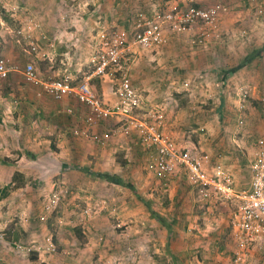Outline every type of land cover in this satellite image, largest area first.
Segmentation results:
<instances>
[{"label":"crops","instance_id":"crops-1","mask_svg":"<svg viewBox=\"0 0 264 264\" xmlns=\"http://www.w3.org/2000/svg\"><path fill=\"white\" fill-rule=\"evenodd\" d=\"M21 2L23 6H20ZM219 2L230 7L228 12L221 13L216 29L219 38L215 36L203 44H192L191 40L201 34L196 29L170 35L166 43L143 51L149 53L146 61L155 64L174 60L173 56L183 52L187 56V67L196 66V71L204 70V74H201L206 75L207 80L214 74L215 82L222 92L229 91L233 83H239V87L232 92V95H235L233 100L220 95L214 119L221 123L220 128L223 126L237 131L243 130L242 136L231 137L229 140L225 137L213 139L208 136L216 141V145L221 144V148L223 143L225 146L234 147L230 152L226 148L216 151L209 148L204 151L201 147L202 151L196 148L190 132L186 131L192 126L182 123L177 116L173 117V113L166 116L162 126L164 132L180 145L192 146L198 152L210 156L212 162L207 165V169L211 175L216 176L215 163L222 162L224 169L234 176V190H239L248 187L251 181V161L257 152L258 140L264 137V0H0V7L4 6L10 12L12 20H19L18 26L21 25L16 30L24 25H34L33 22L38 25L33 31V41L38 51L32 52L27 46L17 42L16 30L13 31L14 39L9 40L7 31L12 32V28L7 19L0 15V56H6L4 52L15 47V43L29 54L27 63H39L37 70L41 78L70 76L74 82H79L90 76L91 86L107 104H113L117 101L116 88L109 83V76L94 74L91 63L112 26L133 31L139 12L151 16L159 10H182L190 5L205 7ZM2 13L3 9L0 14ZM138 49L134 48L133 52H140ZM258 54L259 56H256ZM24 70L25 67H16L5 80L0 81V197L5 199L11 195L10 198H13L16 193L26 192V195L20 198L21 208L19 205L16 208L9 205L4 211L1 206L5 205H1L0 200V226L8 233L5 239L0 240V257L3 258L0 264H10V261L11 264L21 263L17 259L18 254L23 256L24 253L16 249V242L32 244L52 240L56 243L60 255H64L63 253L71 252L72 239L88 240L92 217L85 220L84 225H76V220L63 219V216L59 218L57 215L53 217L58 218L55 219L57 221H41L40 215L44 211L46 198L42 199V196H46V192L52 191L54 186H58L57 190L62 187L71 188L72 182L83 180L79 178L81 175L88 178L90 187L93 180H96L95 183L126 185L113 182L111 178H101L100 176L106 177L108 174L110 175L107 177L121 175L112 173L111 170L97 169L96 162H104L109 156L116 160L114 152L121 151L126 157L123 166L130 171L135 169L131 166H136L140 158H144L148 163L150 153L154 152L139 143V135L135 129L130 136L114 133L113 130L121 124L118 117L98 119L93 108L81 103L74 95L66 96L62 100L55 99L40 84L27 81ZM138 72L132 80L142 90H146L147 96L141 94L143 103L137 116L148 118L149 112L159 110L146 106L152 102L155 94L153 82L150 80L162 79L161 72L149 71L151 75H146L145 72H140V68ZM172 74L174 75L173 72ZM188 74L191 73L188 71ZM255 74L259 76L260 81L255 79L258 84L255 82L253 88L249 81L248 84H242L254 78ZM242 86H248L250 89L247 96L238 94ZM255 98L260 101L254 102L252 99ZM227 101H230L231 106ZM207 115L197 120L195 126L201 130L210 128ZM240 119L243 120L242 125L239 123ZM113 121L117 125L110 129L107 123ZM83 130L101 135L103 141H93L82 134ZM202 133L209 135L205 130ZM233 144L244 147L237 148ZM218 154H222L221 159ZM247 163L250 177L246 186L241 187L242 183L238 181L237 174L244 172V165ZM17 175H22L23 179L19 180L21 176ZM51 177L55 179L46 182V178ZM157 179L162 184L149 185V190H155L156 197L162 194L164 200L147 201V205L151 202V207H148L149 212L145 219L151 222V228L154 230L150 245L146 243L148 238H145L144 244L151 248L154 244V249L152 260L145 263L161 264L162 253L168 258V264H188V258L193 255L206 260L225 255L228 246L234 251L230 219L236 205L232 199L225 193L215 191L209 197H204L200 188L188 181V175L182 169L169 182H163L158 177ZM55 180H58L56 185ZM91 188L94 189V186ZM62 190L60 189V192ZM38 192L39 195L34 197ZM155 203L171 210L161 213L153 207ZM18 210H21L22 215L18 214ZM15 215L20 216L21 221ZM130 215L120 222L129 226L130 222H136L137 225L139 217L136 211L133 218L129 217ZM140 218L142 219L141 215ZM204 224L206 228L199 229V232L195 230L198 234L194 237L181 230L182 226L189 228ZM69 232L71 237L66 235ZM143 236L140 234L134 238L142 240ZM155 240L162 242L165 248L157 247L160 244ZM91 244L93 243L90 242ZM144 244L139 245L143 248ZM79 245L78 249L83 255L87 252V248L82 250V245H86V242ZM89 249L93 248L90 246ZM36 255L33 254L32 257ZM36 260L38 261V255ZM30 262L33 260L30 259ZM119 263L125 264V261L116 264ZM140 263L143 264L144 261Z\"/></svg>","mask_w":264,"mask_h":264},{"label":"rangeland","instance_id":"rangeland-1","mask_svg":"<svg viewBox=\"0 0 264 264\" xmlns=\"http://www.w3.org/2000/svg\"><path fill=\"white\" fill-rule=\"evenodd\" d=\"M20 6H23L22 2ZM2 9L4 13L0 15L3 16V18L7 19L10 27L12 28V32L10 30L7 31V35L9 37V40H13V31L16 30V28L21 24L18 26L19 20H12L9 14L10 12L7 11L4 6L0 7V12ZM132 33L133 31L131 32V34ZM14 46L15 47L13 48L7 49L4 52V55H6V57L9 58L10 61L14 65H16V67H26L27 61L29 60V54L27 55V52L23 47H18L15 43ZM138 50L141 52V54H139L140 52H131L127 54V61L124 64L125 69L132 76V79H134L133 77L137 76V73L139 74V68L140 72H145L146 75H151L149 71L155 72L158 70L159 72H161L160 75L162 77V79L150 80L151 82H153L152 85L155 94L153 96V99H151L152 102L148 103L146 108L148 107L151 109H159V111L164 114V120L166 119V116L168 117L173 113V117L177 116V118L182 121V123L191 125L192 128L189 127V129L186 131L188 133L190 132L192 140L195 141L194 145L196 146V148H200L201 150L202 148L203 150L209 148V150L212 151L224 148H226L227 151L234 149V147L231 148L229 145L225 146L224 143L222 144L221 148V144L216 145V141H213V139L216 137H225L226 140H229L231 137L237 138L236 136L238 135L242 136L243 130L237 131L234 128L223 126L222 128H220L221 123L219 124V121H215L214 114L215 109L219 104L220 95L223 94L225 98H227L226 96H228L231 98V100H233L235 95H232V92L235 91L237 87H239V83H233L231 87H229V91L222 92V90L220 89L221 87H219L215 82L216 80L214 74L211 76V79L209 78L207 80L206 75H203L204 70H202V72L199 69L196 71V66H192L191 68L187 67L188 64H185L187 56L183 54V52L180 51L178 55L176 54L175 56H173L174 60H166V62H164L163 64H155L148 63L146 61L149 53H144L145 51H143L142 49ZM91 63L93 65V62ZM34 65L39 70V63L36 62V64ZM223 66L224 64L222 65V67ZM188 71L191 73L190 75L188 74ZM172 72L174 73V75L172 74ZM118 77L119 71H114L112 75H109L108 81L114 88L117 87L119 81ZM255 79L257 81H260L259 76L255 74L254 78L246 80V82H242V84L249 81V84L253 88V86H255V82L256 84H258ZM150 81H148V83ZM133 83L138 88L141 94L144 93V95L147 96V92H145L146 90H142V88H140L134 82V80ZM258 99L259 98H255L252 100L254 102L260 101ZM227 103L231 106L230 101H227ZM205 114H208L207 118L209 120L210 128L204 130L208 131L209 135H205L204 133H202L204 132V130H201L197 126H195L196 121L204 118ZM107 124L108 127H111L110 129L115 128V126L117 125L114 123V121ZM107 132L108 134H110L109 131ZM208 136L210 138L212 137L213 139L211 140ZM234 145L237 148L244 147L242 145L238 146L237 144H233V146ZM114 154L116 156V160L112 159V157L109 156V159L104 160V162H102L101 160L100 162H96V167L100 170H111L112 173L120 174L122 179H124L125 181L123 182V184L126 185H113V183L107 184L106 182L95 183L96 180H93V182L91 183V187L94 186L93 189L90 187V183L88 184V178H85L86 176L81 175L79 176V178H82L85 183L83 180H80V182L83 181L81 183L72 182V184H70L71 188L66 189L62 187L59 188V190H57L58 186H54V188H52V191L49 190L48 192H46V196L42 194V199L46 197L44 200L45 203L51 199V196L55 191L60 192V189H63L62 192H60L61 199L58 206L54 209L53 212L46 213V218L44 220L40 219L41 221H54L55 219L58 220V218H56L57 216H59V218H62L63 216V219L76 220V225H84L85 220H89L90 217H92L93 219L91 220L93 222L91 226L90 238L88 240H83L80 237V240L72 239L73 243L71 246L72 249H70L71 252L63 253L64 255H60V253L58 252V247L55 243L57 247L56 251L41 256V258L45 260L46 264H90V262L93 264H116L120 261H125V264H141L140 262L144 261L143 264H147L145 262H150L152 260V249H154V244L151 248L144 243L146 242L145 238H148L146 243L150 245V242L152 240L151 235L153 234L154 228H151V222L149 220H146L145 216H147V212H149L147 201H152L153 199H155V202L156 200L161 202L164 200L162 194L160 196L157 195L156 197L155 190L154 192L149 190V185H159L162 184V182H160L157 177H155L154 174L148 170L147 163L145 162L144 158L138 159L136 166H131L135 169H131L130 171L128 169L127 171L126 167L123 166V161L126 158L124 156L125 153L120 151L114 152ZM247 165L248 163L244 165L245 169L242 174H237L238 181L242 183L241 187L246 186V183L248 182L250 177ZM33 177L36 178L35 176ZM52 179L55 178H46V182ZM57 182L58 180H55V185ZM25 195L26 192L24 193L21 191L14 194L13 198H10L11 195L5 199L0 197L2 203L1 205H5L1 206V208H3L4 211L9 205H11L13 208H16V206L19 205V207L21 208L22 202L20 198H23ZM38 195L39 192L35 193L34 197H37ZM153 207H155V210H160L161 213H166L171 210L168 207H161L160 203H155ZM65 209H67L66 212H64ZM58 210H60L59 213L57 212ZM134 211H136V215H138L139 217L137 225L136 222H130L132 226L131 227L129 226V224H122L120 222L121 219L127 218L129 214H131L129 217L133 218ZM138 211L141 212L139 213ZM44 213L45 212L43 211L42 214ZM18 214L22 215L21 210H18ZM140 215L142 216V219L140 218ZM54 216L56 217L53 218ZM15 217L19 218L21 221L20 216L15 215ZM134 228H136L137 230H134ZM204 228H206V224L193 225L189 226V228L182 226L181 230L183 231V233L193 235L194 237L195 234H198L195 230H198L199 232V229L203 230ZM0 230L4 231L5 239L6 234L8 235V233H6V229L0 226ZM96 230H99V232ZM140 234L144 235L142 237V240H135L134 237ZM66 235L68 237H71L70 232ZM233 240V250H236L240 247V244L236 242L234 237ZM84 242H86V245H82V250H85L84 248H87V252L83 253L82 255V251H80L78 248L80 247L79 243L84 244ZM90 242H92L93 244L90 245ZM156 242L157 244H160V246L157 247L162 249L165 248V246L162 245V242H160L159 240ZM140 243L144 244L143 248L139 245ZM90 246L93 249L90 250ZM227 248L228 252L225 254L226 256L222 255L221 257L218 256L217 258L211 257V260L208 258L206 260H203L201 258H198L197 256L193 257V255L191 258H188V264H204L207 262H209L208 264H233L235 251L232 252L230 246H228ZM244 252L246 264H264V239H262V241L258 240L256 242H253L250 246L244 248ZM103 254H107L108 256H102ZM159 255L158 259L161 260ZM18 256L19 257L17 259H19V261L21 262L20 264H39V261L34 259L32 255H29L27 253H24L23 256L22 254H18ZM160 256H163L162 260L160 261L161 264H166L168 262V258L164 253H162ZM30 259L33 260L32 263L30 262ZM82 259L84 261H88L84 262L82 261ZM110 259H112V262H110ZM11 263L12 262L10 261V264Z\"/></svg>","mask_w":264,"mask_h":264},{"label":"built area","instance_id":"built-area-1","mask_svg":"<svg viewBox=\"0 0 264 264\" xmlns=\"http://www.w3.org/2000/svg\"><path fill=\"white\" fill-rule=\"evenodd\" d=\"M229 9V5L219 2L205 7L190 5L182 10H159L151 16L139 12L132 34V31L125 28L112 26L92 62L94 74L109 76L114 71H119L117 101L113 104H107L91 86L90 76L79 82H74L70 76L41 78L33 62L27 63L24 75L27 81L40 84L55 99L62 100L74 95L81 103L92 107L98 119L118 117L121 124L113 130L114 133L130 136L135 129L139 135V143L145 149L154 151L149 155L148 169L163 182L171 181L182 169L186 171L188 181L200 188L204 197H209L213 191L225 193L236 205L230 225L232 235L241 247L234 250L233 264H246L244 248L264 239V137L258 140L257 152L251 161V181L248 187L234 190V176L224 169L222 162L215 163L216 176L211 175L207 169V165L212 162L210 156L198 152L192 146L180 145L164 132V114L161 111L149 112L148 118L137 116L143 103L142 96L124 66L127 54L133 52L134 48L152 49L166 43L173 34L199 30L201 34L191 40L192 44H203L215 36L219 38L216 29L221 13L228 12ZM33 24L21 26L15 33L18 43L36 52L38 47L33 41V31L38 25L36 22ZM15 69L16 66L9 58L0 56V81L5 80ZM249 91L248 86H242L238 94L247 96ZM239 123L242 125L243 120L240 119ZM82 134L93 141H103L101 135L89 130H83ZM221 156L222 154H218L219 159ZM60 199V192L55 191L51 199L44 203L45 213L40 215L41 220L46 218V213L54 211ZM4 235L0 230V240L4 239ZM15 247L29 255L37 254L39 264H46L41 256L54 252L57 248L52 240L33 244L16 242ZM2 261L3 258L0 257V263Z\"/></svg>","mask_w":264,"mask_h":264},{"label":"trees","instance_id":"trees-1","mask_svg":"<svg viewBox=\"0 0 264 264\" xmlns=\"http://www.w3.org/2000/svg\"><path fill=\"white\" fill-rule=\"evenodd\" d=\"M256 56H259V54L258 55H256ZM110 174H108L107 176H109ZM18 177L19 176H21V177H19V180H22L23 179V176L22 175H17ZM103 177V176H100L101 178H111L112 179V181L113 182H116V183H122L123 184V182H125L124 181V179H122V177L121 176H118V177H113V176H110V177ZM109 180V179H108ZM148 206L149 207H151V202H148ZM34 259H37V255L35 256V257H33Z\"/></svg>","mask_w":264,"mask_h":264}]
</instances>
